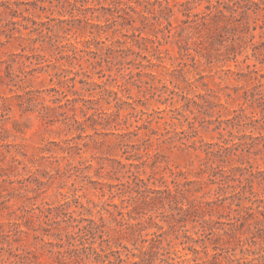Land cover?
I'll list each match as a JSON object with an SVG mask.
<instances>
[{
  "label": "rangeland",
  "instance_id": "1",
  "mask_svg": "<svg viewBox=\"0 0 264 264\" xmlns=\"http://www.w3.org/2000/svg\"><path fill=\"white\" fill-rule=\"evenodd\" d=\"M8 1L21 3L22 10L29 7L23 15L38 21L47 20V16L70 17L59 12L63 9L59 0ZM125 1L139 12L127 8L135 20L119 19L116 25H106L103 17L93 18L92 23L106 25V33L100 35L94 27L96 34L87 31L75 36L72 31L67 40L63 39L84 41L96 35L107 43L126 41L121 47L129 48L128 56L122 58L115 53L113 63L104 60V77L89 65L97 59L94 53L70 52L71 57L61 58L59 49L47 45L40 48V43L36 50L24 51L19 36H26L28 30L9 21H28L21 15L0 14V264H58L57 252L65 251L68 245L60 247L59 240L46 233L44 228L49 225L43 215L47 208L65 204L74 217H89L88 208L94 212L114 210L112 203H121L126 197L117 194L118 186L131 180L133 173L145 179L149 187L171 191L177 181H192V199L217 201L233 192V188L221 190V185L235 184L224 176L264 170L259 152L262 142L254 149L248 144L227 149L237 137L243 143H252L254 137L264 135L259 122L228 120L246 106L245 113L251 115L254 110L245 104V90L264 83V63L255 55L257 48L264 49V0H219L226 17L217 22L210 19L203 28L183 22L187 17L179 4L185 0H161L173 11L160 18L148 12L157 0ZM26 2L32 4L26 6ZM207 4L208 0L193 4V13L204 11ZM86 6L98 8L99 15L102 6L113 4L94 0ZM233 9L237 12L230 17ZM4 31H12L14 37H7ZM91 47L97 49L96 44ZM36 54L45 55L48 61L37 64ZM63 69L69 70L66 73L70 77L77 70L92 71L90 80L106 82L108 88L118 91V98H101L95 106L97 113L95 109L76 110L84 129H77V125L70 129L59 111L52 114L53 121L47 122L41 117V104L21 99L20 95L27 98L26 92L31 91L44 97L46 104L55 105L46 89H62L58 83L62 76L56 72ZM202 94H211V99L222 105L209 106L200 98ZM196 101L204 105H196ZM4 113L6 116L1 117ZM218 177L224 178L222 184ZM254 190L263 196L262 185L255 183ZM235 203L232 209L237 208ZM230 211L213 204L200 216L193 214L187 221H179L181 213L176 203L163 199L148 215L162 226V247L169 252L164 264H194L193 258H205V245L212 253L218 246V257L224 264H229L227 257L234 259V264L253 258L252 251L260 244L242 246L238 240L250 233L235 223L236 213ZM105 216L110 227H119L111 215ZM19 229L29 233H20ZM155 231L157 228L144 230L137 247L143 246L142 238ZM186 232L196 241L187 239ZM134 236L130 234L131 240L123 238L122 242L137 252L132 244ZM193 247L200 253H194ZM122 257H126V251Z\"/></svg>",
  "mask_w": 264,
  "mask_h": 264
},
{
  "label": "trees",
  "instance_id": "2",
  "mask_svg": "<svg viewBox=\"0 0 264 264\" xmlns=\"http://www.w3.org/2000/svg\"><path fill=\"white\" fill-rule=\"evenodd\" d=\"M90 1L94 0H59L58 2H61L60 6L63 8L59 10V12L63 16L69 14L70 17L58 18L47 16V20L38 21L31 16L23 15L24 11H30L29 7H25V9L22 10L20 6L21 3L19 2L13 3L8 0H1L0 14L2 12H9L12 17L21 15L23 20L28 21L25 23L14 20L9 21L14 24H20L28 30L26 36H19L21 42L23 41L21 45L24 51L27 49L34 51L38 48L36 46L37 43H40V48L47 45L50 48L59 49V53L62 52L61 58L71 57L70 52L74 53V55L82 51L94 53L96 55L95 58L97 59L95 61H90L89 65L93 68V70H97V73H101V77H104L107 74L104 71V60L108 63H113L115 53H120L119 55L122 58L128 56L129 48H126V50L121 47L122 44L126 43V41L123 42L117 40L107 43L106 40L96 39V35L95 37L85 39L84 41L76 40L75 42H72L68 40L67 42H63V39L67 40V34H70L72 31L74 35L78 32L86 33L87 31L91 35L96 34L94 27L97 28V33L101 35L107 32L105 29L106 25L110 23H115L116 25L119 22V19L124 22L135 20V17L133 19V16L127 11V8H130L135 12H137V10L133 5L129 4L125 0H103L112 2L113 6H102L101 9L103 11L98 15L96 14L98 8L86 6V3ZM200 1L201 0H185L179 4L183 7V13L187 17V19L183 21L184 23H192L195 28H203L208 25V21L210 19L217 22V19L226 17L224 9L219 6V0H216L215 2H213V0H208V4L205 6L204 11L193 13V4ZM137 2L141 1L137 0ZM13 4H15V6H13ZM24 4L28 6L32 3L29 4L26 2ZM40 8L42 10H50V8L46 7ZM51 10L53 12V9ZM172 11V7L168 3L164 4L161 0H157L153 3V7L148 8V12L152 13L157 18L162 17V14L165 13L166 15H169ZM236 12L237 10L233 9L229 16L234 17V13ZM141 15L145 19L148 18V16L143 13H141ZM102 17L107 22L106 25L92 23L93 18ZM183 30H186V28H183ZM18 31L21 33L20 29H18ZM4 33L9 38L14 37V33L12 31L8 33L4 31ZM33 33H36L37 35H34ZM79 42L83 43L82 47L79 46ZM92 44H96L97 49H91ZM180 47L183 48V45L181 44ZM257 50L258 51H256L255 55L260 62L264 63V49L257 48ZM63 53H65V55H63ZM36 55L39 56L37 64L41 65L43 62L48 61L45 58V55ZM43 59L45 60L43 61ZM50 61L52 62V60ZM78 64L79 66H82L81 63ZM109 68H111V66H109ZM66 71L69 70L63 69L61 72H56V75L59 77L62 76V78L58 81L59 85L62 86V89L57 87L46 89L48 93H52L53 97L50 101L55 105L46 104L44 97L35 96L31 91L26 92V96H28L27 98H25L24 95L20 96L21 99L23 98L25 100L24 102H27L28 104L36 103V106H38V103L41 104L39 111L41 113V117L47 122L53 121L52 114L55 111H59V114L64 117L63 121L65 124L70 126V129L76 125L77 129L79 126L81 129H84V127H82L84 121L77 118L76 110L80 108L83 112H85L86 108L95 109V112L97 113L99 112V109L95 106L99 104L101 98L106 95H114L115 98H118V91L108 88L106 82L90 80L92 78V71L77 70L73 72L74 75L71 77L68 76ZM78 76H80L79 79L77 78ZM109 76L112 77L111 75ZM113 79L117 80L114 77ZM77 83H80L81 86L78 87ZM70 94L73 96L70 97ZM206 95H209V97ZM200 96V98L211 107L222 105L221 103L217 104L213 99H211V94H202ZM185 98L188 99L187 96H185ZM245 101V104H249V106L254 110L251 112V115L245 113L248 109L246 106L244 108L242 107L241 112L236 113V115L228 120L239 119L242 124H244L246 120H251L261 123L262 127H264V83L255 85L252 90H245ZM79 103H82L83 105L78 106ZM89 103H92V105H88ZM196 105L203 106L204 104L202 101H196ZM104 113L107 114V112ZM257 114H260V116L257 117ZM5 116L6 113L1 115V117ZM263 137L264 135L254 137L255 140H258V142L253 140L254 142L252 143H243L242 138L237 137V140H232V145L227 147V149H230L233 146L242 147L244 144H248L250 149H254L262 142L259 152L262 154V158H264ZM130 164L134 165L135 163ZM244 173L245 172L241 173L238 177L232 175L228 177L224 176L225 178L235 182V184H228L227 186L221 185V190L233 188V192L229 195L226 193L224 198L217 201L192 199L189 195L193 192L190 187L193 183L192 181H177L176 189L171 191L170 189L149 187V184L145 179L141 178L138 174L136 175L133 173V175H130V178H132L131 180L121 183L118 186L117 194L121 197H126L121 200V203H112L114 210L105 208V212H101L99 209L94 212L92 208H88L89 217L80 215L79 217H74L73 212L69 211L68 206L65 204H61L56 207H48L45 215L43 216L49 227L44 229L47 234H51V236H54L59 240V243L57 244H59L60 247H64L65 243L68 245V248L65 251L62 250L57 252L58 264H164V262L169 259V252L166 247H162V226L154 221V216L150 214L148 215V213L153 211L158 205L162 204L163 199L168 198L170 203H176V206L181 213L179 221H187L190 219V216H193V214L194 216H200L205 207L210 208L213 204H215L217 207L222 206L223 208H228L229 211L231 210L235 212V223H238L239 227L243 226L247 228L250 236L247 238H240L238 240L241 241L242 246H256L260 244L258 250L252 251L255 254L254 257L246 260L243 264H264V254L261 253L264 252V170H261L258 173L248 170L247 173ZM221 178L218 177L220 184H222L221 181L224 180V178ZM255 183L263 186V196L260 193L255 192ZM115 186L117 185H112V187ZM164 194L166 196L162 197ZM224 200L232 201L229 202V204L226 203V205L222 203ZM244 201L247 202L246 205L243 204ZM125 203L128 204L125 205ZM234 203L237 205V208L232 209ZM97 206V204L94 205V207ZM80 214L84 215L83 212ZM106 214L111 215L112 218L118 222L119 227H110L105 216ZM144 216L147 217L144 218ZM139 218L141 219L140 221ZM133 220H138L139 222L133 223ZM145 223H148L149 225L147 224V226ZM137 225H141L142 227L136 229L135 226ZM148 228H157V231L153 232L148 238H142L140 241L143 243V246L138 248L137 242L140 237H142V232ZM18 232L29 233L22 229H19ZM130 234L135 235L132 244L136 249H138L137 252L133 251V249H130L122 242L123 238L129 239ZM185 236L191 241H196L189 234ZM18 240L19 239H14V241ZM219 249L220 248L218 246H215V252L212 253L209 251L207 245H205L203 247L205 258L195 257L192 261H195L194 264H224L218 257ZM192 250L196 254L200 253V250L195 247H193ZM123 251H126L125 258L122 257ZM227 258L229 264H234V259H231V257ZM199 259L201 262L198 261Z\"/></svg>",
  "mask_w": 264,
  "mask_h": 264
}]
</instances>
